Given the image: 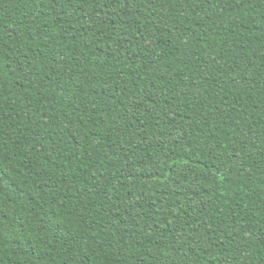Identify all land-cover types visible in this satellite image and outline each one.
<instances>
[{
    "label": "trees",
    "instance_id": "obj_1",
    "mask_svg": "<svg viewBox=\"0 0 264 264\" xmlns=\"http://www.w3.org/2000/svg\"><path fill=\"white\" fill-rule=\"evenodd\" d=\"M0 264H264V0H0Z\"/></svg>",
    "mask_w": 264,
    "mask_h": 264
}]
</instances>
